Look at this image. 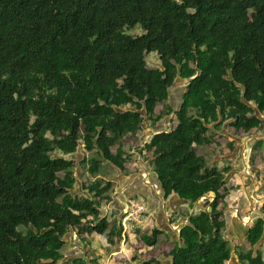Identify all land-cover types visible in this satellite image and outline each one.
Listing matches in <instances>:
<instances>
[{"label":"trees","instance_id":"trees-1","mask_svg":"<svg viewBox=\"0 0 264 264\" xmlns=\"http://www.w3.org/2000/svg\"><path fill=\"white\" fill-rule=\"evenodd\" d=\"M178 78L187 87L174 110ZM173 112L177 125L145 145L152 170L165 197L194 206L213 193L212 211L191 215L170 260L141 264H229L218 207L231 168L210 165L197 146L227 123L246 134L264 125V0H0V264H100L90 257L99 236L117 251L123 226L103 210L111 181L79 190L77 167L127 171L125 140ZM161 232L139 245L161 243ZM263 236L258 218L244 264H264Z\"/></svg>","mask_w":264,"mask_h":264},{"label":"crops","instance_id":"crops-1","mask_svg":"<svg viewBox=\"0 0 264 264\" xmlns=\"http://www.w3.org/2000/svg\"><path fill=\"white\" fill-rule=\"evenodd\" d=\"M158 61L153 62V65L157 64ZM186 87L187 81L180 78H178L176 82L170 87L169 99L167 101V104L174 108V110L180 109L181 105L183 104ZM157 108L156 114L159 115L160 112L157 111ZM151 122L152 121L150 120V122L144 123L145 126H143L142 128L143 138L145 136H148L151 130L155 133L158 130H170L178 123L176 114L174 112L170 115L164 114L160 122H157V124H152ZM165 123H168V126H166ZM228 124L229 123L225 124L221 129L217 130L215 134L217 135V137L221 136L228 138L227 146L233 148L232 151H229V154L225 155L227 159H225L224 155H222L220 151H217L215 143H211L209 146L199 145L197 146V149L198 152L200 154H203L206 158L208 154H212V156H208L207 159L210 162V165H216L221 168V165L226 162V166H229L231 168V170L227 174V191L230 189V187L232 189L230 190L231 192L229 191L230 194L228 193L229 196H226L225 194V197H222V199L220 200V204L225 203L227 197L230 196L232 198L235 197L236 199H241L243 196L245 199L243 201H235V206L233 205L228 207L227 205H223L221 207V205L219 204L218 207L219 211L222 214L221 219L225 221L224 238L230 243L232 247V254L229 260V264H244L241 258L242 256H244L247 250L251 248L247 238L249 229L258 218L264 219V177L261 175L262 171L260 170L264 169V167L262 168V164L264 161L260 159V157H258L259 152H257L258 156L255 162L256 166L252 167V157H254L252 156V153L256 152L253 145L255 144L256 140H263L264 143V133L259 132L258 134H256L255 131L251 134H246L243 130H241L243 134L242 138H244V141L242 142L241 137H237L235 133H233L232 135V133L227 130L226 126ZM149 137L152 138V136L145 137L147 138V140H145V143L148 142ZM130 138L134 140L133 136ZM143 138L141 137L142 141ZM249 140H252V142L248 143ZM127 143H129L128 140L126 141V144ZM230 143H232L233 145L230 146ZM263 147L264 145L259 146L257 149ZM228 159L230 162H227ZM151 161L152 160H149L148 162L146 161L147 165L144 167V169L148 171V179H150L152 185L149 183V186L144 182L142 178H138V180L136 181L122 175L120 178V183L123 188L119 194L121 197H119L118 193H115L116 196L119 197V200L114 199L113 203L111 204H117V207L122 208L124 201L123 198L138 197L140 199L146 200L148 203L149 213L153 222L155 223V226L159 230H163V232H161L162 234L159 235L160 238H165L167 239V241H173L174 247H176L178 245V241L179 243H182V239L180 238L181 228L184 225L190 223L191 215L197 213L199 209L206 208V210H208L211 208L214 194L209 193L207 196L202 197L198 202H196L194 206L191 205L190 201L183 200L176 193L165 197L164 189L160 183L157 173L152 170L153 166ZM261 161L262 164L260 165ZM250 168L252 169V174L247 175L250 173ZM259 173L261 174L258 175ZM248 176L250 180L249 183L244 180ZM79 185L80 183L78 181L77 186ZM236 199H232V201ZM121 201L122 203H120ZM162 242L163 241L161 240V243ZM174 247H172L170 251H172ZM258 247L260 252L262 253L264 260V236L260 240V244ZM70 249L71 247L69 248V250ZM157 253L159 254V252ZM71 255H75V252L73 250ZM154 257L160 258L163 261H168L171 259L170 256L166 258L161 254L155 255Z\"/></svg>","mask_w":264,"mask_h":264},{"label":"rangeland","instance_id":"rangeland-1","mask_svg":"<svg viewBox=\"0 0 264 264\" xmlns=\"http://www.w3.org/2000/svg\"><path fill=\"white\" fill-rule=\"evenodd\" d=\"M157 57L158 56L155 53L149 54L148 55V60L150 62L149 64L151 65L153 64V62L158 61L159 59L157 60ZM164 105L165 103L162 106L159 105L158 108L156 107L157 111L160 112L163 109ZM148 122H150L149 119L146 121V123ZM165 124L166 126H168V123H165ZM226 128L228 131H230V133H232V135L233 133H235L237 137H241L242 142L244 141V138H242L243 134L241 130L240 131L235 130V127L231 124H228ZM259 132L264 133V125L260 127ZM259 132L256 130L255 133L258 134ZM154 133L155 132H152L151 130L148 136H153ZM148 136H145V137H148ZM141 137L143 138L142 129L140 130V133L138 134V138H140L138 141L137 139L132 140L130 137L127 138L129 143H127L125 147H126V150L130 152V155H131L129 162L126 164L127 171H123L119 168L114 169L110 166L109 162H105L103 164L104 167L102 168V171L100 172V174L93 176L87 171V168L84 165L82 164L78 165L77 176L79 175L78 176V180L80 183L79 190L84 189V191H88L87 189H89L91 185L94 186L96 189L102 188L106 185L107 181H111V187L107 193L111 192L112 200L114 201V199L119 200V197H121L119 194L123 188L120 183V178L122 175H124V177H129L130 179L136 180V181L138 180V178H142L144 182L147 183L149 186L150 184L152 185V182L150 181V179H148L149 173L148 171L144 169V167L147 165L146 161L148 162L149 160H153V150L149 149L148 146H145L147 143L150 142L151 137L148 138V142L146 143H145V140H147V138L144 137L145 139L143 138V141H142ZM214 137H215L214 143L216 145L217 151H220V153L224 155L225 159H227L225 155L229 154V151H232L233 149L227 146L228 138L221 137V136L217 137V135H215ZM250 142H252V140L248 141V143ZM255 145H258V140H256L253 146L255 147ZM117 147L118 146H116L114 150H116ZM81 148H82L83 155H86L88 158L94 155V153H90L89 151L85 150L83 145L81 146ZM246 150H247V147H246ZM250 151H251V148H250ZM255 151L256 152L252 153V156L254 157L251 156L252 157V167L256 166L255 162L258 156L257 152H259L258 157H260V159L264 161V147L260 149H255ZM208 156H212V154H208ZM208 156H207V159H208ZM227 162H230L229 159L227 160ZM225 163L224 164L221 163L222 164L221 168L226 167L227 164ZM261 164H262V161L260 162V165ZM262 165H263L262 166L263 168L264 162ZM79 170H80V173H79ZM260 170L262 171L261 172L262 174L259 173L258 175L261 174L264 177V174H263L264 169H260ZM228 173H225L226 180H227ZM251 174H252V169L250 168V173L247 175H251ZM244 180L247 181V183H249L250 181L249 176L246 177ZM96 181H101L102 184L98 185L96 184ZM231 189L232 188L230 187V189L225 192L226 196L228 195V193L230 194ZM115 193H118L119 197L116 196ZM131 199L133 198L131 197L123 198L124 200L123 206L122 208L119 207L120 209L112 206L111 204L112 200L103 202V204L105 203L104 205L105 208H103L104 215H106L108 221H110V223L112 224L114 223H116L117 225L121 224L123 226V230H122V237L119 240V244L116 246V248H114L115 250H118L117 252H111V250L106 249V247L110 243L106 240V238H104V236H99L98 240L92 242V245L94 247V249L92 250L94 252L90 254V257L97 259L98 262H100V264H116L117 262H119L120 264H125V261H129L127 264H141L142 262L147 261L148 259H152L155 255H159V254L167 258L169 256L170 249L174 247V242L170 240L167 241V239L165 238H161L163 242L156 244L154 246H150L149 244H144L142 246L139 245L140 240L142 239V235L145 233H150L154 229L155 223L153 222L150 213H147L146 215H143V214L137 215V211L135 210L137 206L133 202L134 199L133 200ZM232 199H236V198L235 197L232 198L231 196L227 197L226 202L220 204L221 207L223 205L224 206L227 205L228 207L233 206V205L235 206L234 204L235 201L245 200L243 196L241 199H236L234 201H232ZM131 202L133 204H131ZM140 202H145L146 205L148 206V203L146 200L140 199ZM120 203H122V201ZM145 208L147 207L145 206ZM208 211H212V208L208 209ZM72 239H73L72 242L68 244L67 248L74 247L77 236L73 234ZM157 252H159V254ZM97 253L100 256H97Z\"/></svg>","mask_w":264,"mask_h":264},{"label":"built area","instance_id":"built-area-1","mask_svg":"<svg viewBox=\"0 0 264 264\" xmlns=\"http://www.w3.org/2000/svg\"><path fill=\"white\" fill-rule=\"evenodd\" d=\"M131 198H133L136 201L135 202L133 199H131V200H133L134 204L137 206V208H135V210L137 211V215H139V214L145 215L148 212V206L146 205V203L140 202V199H138L137 197H131ZM131 204H133V203L131 202ZM145 206L147 208H145Z\"/></svg>","mask_w":264,"mask_h":264},{"label":"clouds","instance_id":"clouds-1","mask_svg":"<svg viewBox=\"0 0 264 264\" xmlns=\"http://www.w3.org/2000/svg\"><path fill=\"white\" fill-rule=\"evenodd\" d=\"M147 213H149V209H148V212H147ZM147 213H146V214H147ZM146 214H145V215H146Z\"/></svg>","mask_w":264,"mask_h":264}]
</instances>
